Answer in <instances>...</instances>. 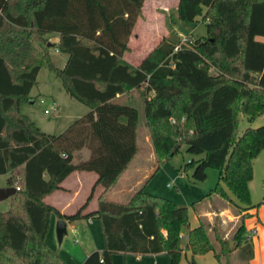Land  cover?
Instances as JSON below:
<instances>
[{
  "label": "trees",
  "instance_id": "16d2710c",
  "mask_svg": "<svg viewBox=\"0 0 264 264\" xmlns=\"http://www.w3.org/2000/svg\"><path fill=\"white\" fill-rule=\"evenodd\" d=\"M145 1L0 0V176H9L8 188L16 191L10 209L0 210L1 257L11 252L9 259L18 261L34 249L35 264H65L46 244L56 215L70 223L102 222L106 249L83 264H113L120 253H167L170 264H180L185 253L190 264L209 253L219 264L236 251L246 264L254 259L246 220L264 204L254 206L250 191L254 160L264 151V126L241 136L239 131L242 115L251 120L264 115V0H180L179 21H203L207 34L181 46L178 66L167 76L155 74L168 58L160 48L139 67L124 59ZM51 34L60 36L53 47L68 55L63 69L50 58ZM45 63L66 92L90 109L59 135L43 132L21 112ZM135 92L154 146L155 172L184 146L197 158L184 168L186 174L192 170L194 182H205L212 169L219 172L208 197H220L241 215L234 248L217 225L201 219L191 229L188 207L145 189L127 204L108 200L138 154L140 110L119 99ZM84 150L89 159L76 164ZM74 172L97 175L96 186L104 190L97 211L84 214L86 204L62 215L46 204Z\"/></svg>",
  "mask_w": 264,
  "mask_h": 264
},
{
  "label": "rangeland",
  "instance_id": "374dc122",
  "mask_svg": "<svg viewBox=\"0 0 264 264\" xmlns=\"http://www.w3.org/2000/svg\"><path fill=\"white\" fill-rule=\"evenodd\" d=\"M162 15L165 18V22H160L159 24H155V26H164L168 31L169 41L164 44V53L166 55H170V53L175 50V45H177L183 38L188 36H192L193 38H201L206 36L207 34V26L203 21H200L198 24H187L180 22L178 19V11L172 4L168 7L167 10L165 8V11H163ZM48 48L50 52V58L55 68L62 69L65 60V54L61 52L57 53L54 47ZM169 63H173V60L163 64V66H161L162 68L158 71V75L166 76L171 72V70H169ZM31 98V101L23 103L21 105V112L29 116L43 132L52 135H59L63 133L72 123H74L77 119L83 117L90 111L87 105L77 101L76 99H73L66 92L63 86V82L57 75L56 70L52 69L49 64L46 63L43 65L38 75L37 84L32 90ZM41 100H44L45 102L42 103ZM53 106L57 108V113H46V110H51ZM262 126H264V115L253 120L249 119L245 115H242L239 135H243L245 130L248 128L256 129ZM146 132L148 131L145 121V115L143 110H141L138 133L139 153L133 163L132 168L134 169H132L133 171L130 173V176L134 177L133 179L126 182H129V184H131L132 182H135L141 175L140 173L136 172L135 168L140 169V172H142V176L143 172L149 173V178L147 180V183H149V185L146 192L150 193L149 191L152 188L156 189L157 192L154 195L172 200V198L165 196L170 194L172 195V197H174V199H176V201H172H174L178 205L188 207L189 227L191 229H194L198 226V213L209 211V209H211L212 207L217 206L218 209L229 207L232 212H234L235 214L238 213V211H236L231 205H229L220 197L214 195L212 196V200H210V197H208V195L211 194L212 190L216 187L219 181V172L217 170H210L208 172L207 180L200 183H196L192 180L191 169L188 170L187 174L184 172L186 164L189 163L193 158L197 159L196 157L191 156L187 153L185 146L182 148L181 153L178 156L165 162L160 170L155 172L157 163L151 157L153 151L145 142ZM89 157L90 152L88 150H84L77 154L75 163L77 164L80 161H86L89 159ZM253 168L254 178L250 183V191L251 199L253 205L255 206L264 201V151L260 153V155L254 160ZM176 169L182 171L185 174V178L182 179L181 177H179V180L177 182L178 189H169L167 188V184L172 182V178L169 176V172L170 170H174L175 173L179 175L178 171L176 172ZM123 187H125V185L121 183L117 189L113 190L108 195V199L118 203H126V196L120 193V190ZM7 188V177L0 176V192L1 190ZM9 209L10 199L5 201L0 200V210L6 212ZM247 213L248 212H245V214ZM259 218V224H256L258 221L254 218H249L246 221V226L248 227V229H253L256 225H258V233L257 235H255L256 240L264 238V204L260 208ZM226 219V217H223V219L221 220H225L226 222ZM51 222V233L48 234L46 240L47 247L52 253L58 255L63 263L72 264L73 260L77 259L78 253L80 251L82 252L84 247H86V245L88 246V244L83 238H76L72 236L71 233H68V235L64 237L62 243L59 242L56 232V215L52 217ZM95 222H97L99 225L102 224L99 220H95ZM229 224L225 226L224 230L219 227L224 237H226V230H230ZM187 230L188 228L184 229V234H186ZM232 236L233 234H231L227 240L230 242V247L234 248L235 242L232 240ZM95 239L103 240L101 233H96ZM183 243H186V239ZM7 256L11 257L12 255L8 254ZM9 257H7L8 260L13 262L14 264H22L19 260L13 261L12 259H9ZM232 258H234L235 261L239 260L237 251L234 253ZM190 259V254H184L180 264H190ZM196 262L197 264H218L214 253H209L207 255L198 257ZM225 264H227V260H225Z\"/></svg>",
  "mask_w": 264,
  "mask_h": 264
},
{
  "label": "crops",
  "instance_id": "0c3cea01",
  "mask_svg": "<svg viewBox=\"0 0 264 264\" xmlns=\"http://www.w3.org/2000/svg\"><path fill=\"white\" fill-rule=\"evenodd\" d=\"M179 1L180 0H146L145 1L144 7H143V16L139 18V20L136 23V26L134 28V31L129 41V51L126 52L124 55V59L129 64H131L134 67H139L143 63V61L156 48H160L164 52V44L169 41V34L164 26L159 27V26H155V24H159L160 22H165V18L163 17L162 13L163 11H165V8L167 10L171 4L178 11ZM47 39L49 40V43H48L49 47H53V45H56L60 42V36L58 34L48 35ZM177 45H175V47ZM56 52L58 53L59 51L56 50ZM171 60H173V63H169V66H170L169 70H171L170 73H172L173 70L178 66V63L175 60V50L172 51L170 55H168V58L165 63H168ZM67 61H68V55H65V60H64L62 69L65 67ZM161 68L162 67H160L156 71L155 73L156 75H158V71ZM158 76H162V75H158ZM119 99L121 102L131 103V104L136 105L140 111L143 110V102L141 100L139 92H135L131 97L122 96V97H119ZM147 131L148 132H146V135H145V142L146 144L149 145L150 149L153 151L151 157L157 163L154 146L151 141L148 128H147ZM138 133H139V128H138ZM138 153H139V148H138ZM137 156L138 154L136 155V157ZM135 159L132 161V163L130 164L128 169L124 172V174L120 177L117 184L109 192L110 194L113 190L117 189L121 183H123L125 187H123L120 190V193L126 196L127 201L126 203H118V202H115V203L127 204L136 192H138L141 189H145L146 191L148 188L149 183H147V180L149 178L148 177L149 173L143 172V176H142V172H140V169L138 168H135L136 172L140 173L141 175L137 178V180L135 182L130 181L132 182L131 184H129V182H126V181L133 179L134 177V176H130V173L133 171L132 169H134L132 167H133V163ZM177 171L179 175L175 173L174 170H170L169 176L172 178V182L167 184V188L178 189L177 182L179 180V177H181L182 179L185 178V174L182 171H179L176 169V172ZM133 175H134V172H133ZM6 177L8 180L9 176H6ZM97 179L98 177L95 173L74 172L63 182L62 184L63 189L48 196L45 199V202L46 204L55 207L62 215L75 214L86 204H87V208L84 211V214L95 212L97 211L98 206H99V203H98L99 198L104 191L102 186H96ZM169 184H172V186L169 187L168 186ZM135 190H138V191H135ZM149 192L150 194L154 195L157 191L156 189L152 188ZM165 196L172 198V200L176 201V199H174V197H172V195L170 194L165 195ZM90 197H91V200H90ZM212 199L213 197L210 198V200ZM260 208L258 210L251 211L250 213L252 214L251 218H254L258 221L256 224L260 223V218H259ZM223 217L227 218L226 222L225 220L224 221L221 220L223 219ZM201 219L209 222L211 225H217L218 227H221V229L223 230L225 226H227L230 223L229 224L230 230H226L225 232V235H226L225 239H228V237L231 234H234L237 226L239 225L241 215H239V213L235 214L234 212H232V210L229 207L227 208L223 207V209L222 208L218 209L217 206H215L209 209V211L198 213L197 215V220H198L197 225L198 226L200 225ZM60 220L61 219L56 217L57 223ZM95 220H98V219H81L73 223L66 221L68 223V233H71V235L76 238L77 237L83 238L85 242L88 244V246L86 245V247H84L82 252L80 251L78 253L77 259H74L72 264H83L85 262L84 260H86L90 254L94 252H103L106 249V240L104 236L103 225L102 224L99 225L97 222H95ZM257 226L258 225H256L253 229H250V228L248 229L250 232V235L253 237V241L255 245V256H254V259L249 264H264V238L256 240L255 235H257L258 233ZM187 232L186 234H184L183 232L184 236H187ZM50 233H51V226H50L49 234ZM96 233L98 234L101 233L103 240L95 239ZM9 253L10 255L14 256L11 252ZM187 254H190V253H185V255ZM233 255L234 253L230 257H228L227 259L228 264H246L240 260L235 261L234 258H232ZM34 256H35V250L28 249L26 254L19 256V261L22 264H35ZM0 264H14V263L8 260L7 258L0 256ZM113 264H170V256L167 253L146 255V256H137L134 254L120 253V254L114 255Z\"/></svg>",
  "mask_w": 264,
  "mask_h": 264
},
{
  "label": "water",
  "instance_id": "95a60500",
  "mask_svg": "<svg viewBox=\"0 0 264 264\" xmlns=\"http://www.w3.org/2000/svg\"><path fill=\"white\" fill-rule=\"evenodd\" d=\"M16 193L15 189L13 188H7V189H3L0 192V200L1 201H5L10 199L14 194ZM57 237L59 242L62 243L63 239L65 236L68 235V223L64 220H60L57 223Z\"/></svg>",
  "mask_w": 264,
  "mask_h": 264
},
{
  "label": "built area",
  "instance_id": "2783aa9c",
  "mask_svg": "<svg viewBox=\"0 0 264 264\" xmlns=\"http://www.w3.org/2000/svg\"><path fill=\"white\" fill-rule=\"evenodd\" d=\"M193 41H194V38H193L192 36H190V37L188 36V37L183 38V39L178 43V45L175 47V53L178 52V51L180 50V48H181V46H182L183 44H186V43H188V42H193ZM41 102L44 103L45 101H44V100H41ZM46 113L56 114V113H57V108L54 106L51 110H46ZM168 186L171 187L172 184H169ZM18 190H19V188H18Z\"/></svg>",
  "mask_w": 264,
  "mask_h": 264
}]
</instances>
